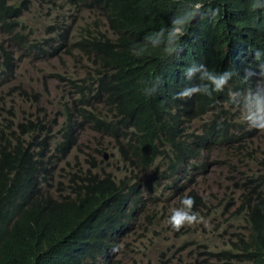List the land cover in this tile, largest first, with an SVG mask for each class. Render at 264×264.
Listing matches in <instances>:
<instances>
[{"label": "trees", "instance_id": "obj_1", "mask_svg": "<svg viewBox=\"0 0 264 264\" xmlns=\"http://www.w3.org/2000/svg\"><path fill=\"white\" fill-rule=\"evenodd\" d=\"M189 3H201L203 8L217 9L218 15L229 18L227 22L219 19L220 23H217L219 20L203 22L192 27L193 55L199 63L211 70H226L223 58L213 47L219 48V42H233L239 36L244 46L242 50L230 52L233 67L246 72L254 62L259 64L257 67L262 65L264 56L257 58L255 52L257 49L264 52V14L251 9L252 0H103L98 7L108 24L95 14L88 15L81 18L82 24L75 35L60 34L58 38L62 40L61 48L65 47V53L75 63L79 64L80 54H75L73 48L80 43V53L94 64L83 71L78 68L81 73L69 80V92L75 95L79 90L81 105L97 103L88 124L114 141L122 161L128 162L127 174L117 185L108 172L70 169L67 194L60 199L51 195V184L45 173L51 166L53 176L57 161L64 160L68 151L58 158L60 141H54L52 149L47 150L48 138L39 131L38 123L26 117L17 120L12 106L3 104L0 264H101V245L116 231L125 233L143 197L155 194L163 181L165 187L173 188L176 194L179 192L181 199L192 196L194 209L204 205L205 197L196 191L183 193L184 159L188 160L204 144L214 142L210 137L214 126L216 135L229 132L242 138L247 132L239 120L240 111L229 102L227 87L211 97L196 95L177 99L176 94L191 84L176 85L172 64L163 49H149L139 57L134 54V48L143 44L145 37L167 26L182 5ZM7 4L8 0H0V5ZM110 33H115V40L109 39ZM70 38L74 41L68 46ZM242 52H253V56L246 58ZM208 55L211 57L207 58ZM236 58H240L238 64L234 61ZM256 78L251 77V82ZM86 79H91L87 95L82 85ZM153 79L162 83L158 92L148 97L144 86ZM4 112L8 117L3 116ZM200 113L213 116L209 126L203 122L194 137L184 134L177 120L201 119ZM131 127L143 130L131 131ZM167 142L177 153L176 165L169 176L160 175L156 164L160 148H165ZM248 164L254 165L247 161L241 166ZM153 167L156 170L151 172ZM134 170L144 173L142 178L137 179ZM235 177L241 183L243 194L240 206L230 215L242 217L245 231L237 233L210 255L219 264H264V157L254 170H238ZM181 199L177 208L181 207ZM102 229L109 232L102 234ZM109 259L106 258V263Z\"/></svg>", "mask_w": 264, "mask_h": 264}, {"label": "clouds", "instance_id": "obj_2", "mask_svg": "<svg viewBox=\"0 0 264 264\" xmlns=\"http://www.w3.org/2000/svg\"><path fill=\"white\" fill-rule=\"evenodd\" d=\"M102 1L8 0L7 5H0V7L4 8L0 10V107L3 104H6L7 107L12 106L17 120H21L23 117L35 120L39 125V131L48 138L46 142L47 150L52 149L54 141H60V149L57 152L58 158L67 151V156L69 155V150L73 146L76 135L83 128L87 127L95 133L100 134L88 124L89 115L94 111L97 103L81 105L78 102L81 98L79 90L75 95L69 92L71 88L69 80L72 81L86 66L92 68L94 64L82 56L79 51L80 43H76V47L73 48L75 54H80L78 56L80 59L79 64L75 63L73 58L65 53V47L61 48L62 40L58 38V35H75L82 24L81 18L92 14H95L104 23L108 24L102 10L98 7V4H102ZM250 7L254 11L258 9L257 13L264 14V0H252ZM223 17V15H218L217 9L203 8L201 3L182 5L181 10L171 18L167 26H163L145 37V42L134 48V54L138 57L146 54L149 49H163L172 64L175 82L178 81L176 85L179 83L191 84L176 94L177 99H190L196 95L211 97L213 93L222 92L227 87L229 102L239 109V120L243 122L245 131L247 132L242 138L229 132H226L225 135H216L217 127L214 126L215 128L211 129L213 134L210 133V137L214 139V142L204 144L188 160L187 157L184 159L185 162L181 175L182 182L185 185L183 193L186 195L188 192L194 190L199 195L204 196L205 202L201 210L199 207L194 209L195 199L192 196H185L181 199L179 192L176 194L173 188L165 187L164 181L158 186L155 194L143 197V199L149 200L146 204V209L150 204L158 203L157 200H152L151 198L157 194H162L163 191L159 189H166L171 197L175 195L177 204L181 199V207L177 208L176 205V208L171 209L167 220V223L175 231H179L185 225L201 223L203 218L197 212H201L204 216L203 209L205 208L208 211L210 204L213 203L214 194L209 193L204 195L199 192L197 186L201 184L200 178L202 172L205 170L208 159L211 158V154L215 149L235 144L236 152L229 151V153L236 156L235 158L240 166L247 161L253 162L257 166L258 162L264 157V150H260V155L256 156L252 154L247 145V140L253 137L261 138L264 144V62L260 63L262 64L260 67H257L259 64L254 62L252 69L246 70V72L233 67V59L229 57L230 52L242 50L244 46L243 40L239 36H236L233 42L228 40L219 42V48L213 47L214 50L219 52V57L223 58L226 70H211L204 63H199L197 56L193 55L195 50L192 49V42L195 32L194 30L192 31V27L202 25L203 22L214 23L219 19L227 22L229 18ZM221 20L217 23H220ZM115 38V33L109 34V39L115 40ZM73 41L70 38L67 42L68 46ZM189 48L191 49L189 50ZM241 55H246V58H249V56H253V52H242ZM255 56L260 58L264 56V52L257 49ZM210 57L211 55L207 56V58ZM239 59L236 58L234 61L238 64ZM37 62H44L45 68L38 66ZM70 70H73L75 73L73 74ZM253 76H257V78L251 82L250 78ZM49 78L56 79L62 86L58 84L56 91H54L50 86ZM196 80L199 82L194 83ZM90 83L91 79H86L82 84L86 87V95L89 94L88 88ZM161 83L162 81L159 79L146 82L144 94L148 97L154 96L158 92ZM43 99L46 105L41 104ZM7 100L10 101L9 104H7ZM22 105L30 110L20 109L19 107ZM200 114L201 119L189 121L187 118H183L177 120L180 130L191 137L198 135V129L201 124L207 122L209 126L213 118L209 113ZM130 130L142 132L140 130L143 129L131 127ZM63 134L65 137H62ZM102 137L108 138L112 143L117 152V159L122 164V168L119 170V173H110L105 167L93 162L92 167L87 170L98 174L108 172L113 177L111 181L120 185L121 179L127 174L125 167L128 165V162L124 163L122 161L117 150V145L111 138ZM161 137L164 136L161 135ZM65 140L69 143L68 147L64 143ZM168 143L165 144V148H160L161 154L156 160L159 174L166 176L171 175V171L176 165L177 155ZM48 146H50V149ZM104 149L105 147L97 149V151L102 153ZM103 155L106 157L105 153ZM166 164L167 167L164 168ZM155 170V167H153L151 172ZM237 171L230 173L227 177L228 184L225 186L228 187L229 193L227 199L220 207L216 206V209L220 208L226 213L220 227L224 226L232 218L230 213L234 212L241 204L243 188L239 179L235 177ZM247 171L251 170L248 169ZM51 173V166H48L47 173H45L46 179L48 176L50 180L56 179V184L55 186L51 185L50 192L66 188L64 189L65 193L68 190L69 169L57 166L56 163L55 174L52 176ZM139 173L141 172L138 170L133 171V175L137 179L142 178L144 175V173L143 175H139ZM153 183H156L155 180ZM64 193H60L56 197L60 199ZM64 200L67 199L64 198ZM143 206L144 202L142 201L135 211L134 219L125 228V233L123 231H116L111 239H107L101 245V264H109L114 255L120 250L119 246L125 238H128V233L136 220L137 213L143 210ZM233 221L240 222L243 226V231H245V223L242 217L235 216L233 217ZM101 231L102 234L109 232V230L105 229ZM223 232H226V229ZM239 232L231 231L226 236H222L224 246L230 239H234ZM198 247V244H194L190 248L192 250ZM211 252L213 251H210L208 254L213 259L210 255ZM108 257L110 259L106 263V258ZM214 264L219 263L215 260Z\"/></svg>", "mask_w": 264, "mask_h": 264}, {"label": "rangeland", "instance_id": "obj_3", "mask_svg": "<svg viewBox=\"0 0 264 264\" xmlns=\"http://www.w3.org/2000/svg\"><path fill=\"white\" fill-rule=\"evenodd\" d=\"M36 64L45 68L44 62H37ZM70 72L75 73L73 70ZM49 82L54 91H56L58 84L62 86L54 78H49ZM6 102L7 104L10 103L9 100ZM41 104L46 105L44 99ZM19 108L30 110L24 105ZM1 112L3 111L0 107ZM3 116L8 117L5 112ZM64 143L68 147V141L65 140ZM247 145L252 154L256 156L260 155V150H264L261 138L253 137L247 140ZM48 147L50 149V146ZM103 147L105 149L102 153L97 151ZM235 147V144H229L215 149L202 172L201 184L197 188L204 195L213 193L214 196L209 210L203 209L204 216L201 212H197L203 218L201 223L185 225L179 231L173 230L167 220L171 209L176 208L177 199L175 195L169 196L170 194L166 189H159L163 191L162 194H157L151 198L157 200L158 203L150 204L146 209L149 200H142L144 202L143 210L137 213L136 220L128 233V238H125L121 243L120 250L109 264H214L215 260L211 259L208 253L224 246L222 236H226L231 231H243L241 223L233 221V217L220 227L226 213L220 208L216 209V206L220 207L229 195L228 187H225L228 184L227 177L236 170L255 169L253 164L240 166L236 156L229 153V151L235 153ZM69 151V155L64 160H58L57 166H63L69 170L81 169L85 171L91 168L92 163L95 162L105 167L110 173H119L122 168V164L117 159V152L109 139L87 127L78 132ZM103 153L106 154V157ZM166 167L167 164L164 168ZM139 175H143V173H139ZM47 181L52 186L56 184V179L50 180L49 176ZM64 189L66 188L57 189L50 194L58 197L60 193H64ZM224 229L226 232H223ZM191 242L198 244L199 247L191 250L190 247L194 246V244L189 245Z\"/></svg>", "mask_w": 264, "mask_h": 264}, {"label": "bare ground", "instance_id": "obj_4", "mask_svg": "<svg viewBox=\"0 0 264 264\" xmlns=\"http://www.w3.org/2000/svg\"><path fill=\"white\" fill-rule=\"evenodd\" d=\"M75 145V144H74ZM145 178V177H144ZM67 192V191H66ZM64 193V195H66L67 193ZM118 191H116V192H113V194H116ZM199 209L201 210L202 209V206H199Z\"/></svg>", "mask_w": 264, "mask_h": 264}]
</instances>
